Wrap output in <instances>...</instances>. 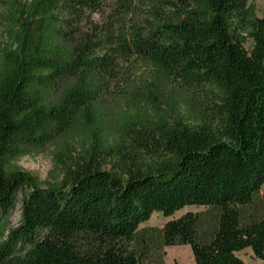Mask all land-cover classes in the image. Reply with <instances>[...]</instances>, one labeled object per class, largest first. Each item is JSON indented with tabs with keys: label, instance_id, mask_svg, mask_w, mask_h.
Returning <instances> with one entry per match:
<instances>
[{
	"label": "trees",
	"instance_id": "obj_1",
	"mask_svg": "<svg viewBox=\"0 0 264 264\" xmlns=\"http://www.w3.org/2000/svg\"><path fill=\"white\" fill-rule=\"evenodd\" d=\"M170 80L202 91L205 115L126 120L137 142L121 173L88 157L42 186L16 164L89 135L110 91ZM263 185L264 14L248 0H0V264H141L139 226L189 205L215 219L166 220L161 249L189 245L191 264H246L249 249L264 264Z\"/></svg>",
	"mask_w": 264,
	"mask_h": 264
},
{
	"label": "rangeland",
	"instance_id": "obj_2",
	"mask_svg": "<svg viewBox=\"0 0 264 264\" xmlns=\"http://www.w3.org/2000/svg\"><path fill=\"white\" fill-rule=\"evenodd\" d=\"M254 6L255 14H264V0H248ZM250 40L246 41L248 46ZM136 78L149 80L155 75L156 69L151 64L140 60L136 67ZM125 89L110 91L102 98L103 107L100 109V124L91 129L89 135H81L62 148H54L49 143L39 152L21 156L16 162L23 170L32 174L42 186L61 180L66 167L91 157L93 162L107 171L122 172L128 156L134 152L136 138L129 131L126 120L136 123L142 117H151L156 110L163 118L171 123L182 116L186 122L199 123L205 115L206 99L202 91L194 87H184L176 81L132 83ZM143 111L146 114L142 115ZM146 115V116H145ZM92 113L88 114L91 118ZM89 119V118H88ZM95 126V125H94ZM89 136V138H88ZM145 158V157H143ZM147 160V159H146ZM264 193V185L261 187ZM20 192L17 193L18 199ZM201 213L206 222L215 219L216 211L212 208L193 206L176 211L171 217H164L154 212L151 217L139 226L130 248L139 256L141 264H191L193 253L189 245L159 246L158 230L164 222L187 211ZM20 219L19 202L11 210L9 223L16 224ZM208 224V223H206ZM237 254L246 264H258L249 249L238 251Z\"/></svg>",
	"mask_w": 264,
	"mask_h": 264
}]
</instances>
